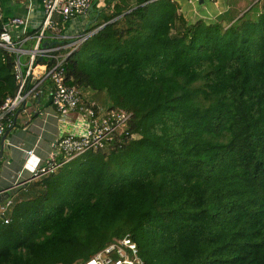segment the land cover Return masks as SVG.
<instances>
[{"label": "trees", "instance_id": "16d2710c", "mask_svg": "<svg viewBox=\"0 0 264 264\" xmlns=\"http://www.w3.org/2000/svg\"><path fill=\"white\" fill-rule=\"evenodd\" d=\"M103 3L64 82L131 112L134 137L0 216V264H81L125 235L143 264H264V1L192 21L177 0ZM14 58L0 47V104Z\"/></svg>", "mask_w": 264, "mask_h": 264}, {"label": "built area", "instance_id": "2783aa9c", "mask_svg": "<svg viewBox=\"0 0 264 264\" xmlns=\"http://www.w3.org/2000/svg\"><path fill=\"white\" fill-rule=\"evenodd\" d=\"M95 2L98 3L99 0H41L43 17L35 35L36 44L30 49H24L21 46L26 39L15 41L9 31L12 25L18 24L25 29L28 19L13 17L5 20L0 3V47L15 54L13 73L18 84L15 96L6 98L0 104V136L7 128L13 126L15 111L24 107L29 97H38L40 94L39 84L31 86L37 57L52 61L49 67L47 63L44 67H46L45 77L49 78L52 84L50 99L56 117L64 121L73 119L78 122V126L74 127L73 131L62 134L56 140L50 159L31 172L30 180L55 173L64 164L87 151H106L114 148L116 143L123 142L125 138L134 137L128 132L131 112L117 109L105 110L94 102H86L79 88L67 86L64 82L66 58L92 32H86L85 29L79 34H66L61 30V23L78 16L93 14ZM44 40L61 42L42 44ZM62 48L66 51L59 53ZM24 54L28 57L26 63L23 64L20 56ZM24 65L25 69H23ZM69 115H72V118ZM32 152V149L27 151L29 155ZM11 203L12 201L8 200L0 204V216L5 223L9 221L5 214ZM137 249V244L129 235H125L109 243L81 264H143Z\"/></svg>", "mask_w": 264, "mask_h": 264}, {"label": "crops", "instance_id": "0c3cea01", "mask_svg": "<svg viewBox=\"0 0 264 264\" xmlns=\"http://www.w3.org/2000/svg\"><path fill=\"white\" fill-rule=\"evenodd\" d=\"M193 1L188 0L189 3H193ZM212 1L213 6L206 14L200 11L201 8L197 12V8L192 7L194 10L196 8L197 16L212 20L216 15L228 9L230 5L228 0ZM0 3L5 20L13 17L28 19L25 29L18 24L12 25L9 31L15 41L22 38L26 39L21 44L22 48H32L36 44L35 35L39 30L43 17L41 0H0ZM202 3H204V0H202ZM92 16L93 14L90 13L61 23V30L66 34H79L89 24L95 22L96 18ZM48 37H50V34ZM46 42L48 41L44 40L42 44ZM60 42L51 40L48 43L58 44ZM65 51V48H62L59 53H64ZM24 55L28 57L27 54ZM26 61L27 59L23 60L22 63L24 64ZM45 64L46 62L41 57H37L33 77L31 78V86L39 84V96L29 97L24 107H20L15 111L13 126L7 128L0 136V204L11 200L12 203L8 211L12 209L13 204L16 202L32 198L35 196V192L38 193L41 187L36 186V183L43 177L30 180L31 172L50 159L54 144L62 134H67L78 126V122L73 119L64 121L56 117L50 99L52 84L50 79L45 77ZM23 69H25V65ZM87 94L90 93L88 92ZM83 99L86 102H91L84 97ZM93 102L96 103L95 101ZM69 116L72 118V115ZM31 149L33 152L29 155L27 151Z\"/></svg>", "mask_w": 264, "mask_h": 264}, {"label": "rangeland", "instance_id": "374dc122", "mask_svg": "<svg viewBox=\"0 0 264 264\" xmlns=\"http://www.w3.org/2000/svg\"><path fill=\"white\" fill-rule=\"evenodd\" d=\"M177 1L180 5V11H182L185 14V16L187 17V19L189 21H192V20L199 18V16H197V13L195 12L196 8H197V12L201 8L200 11L202 13L206 14V12L211 10V8L213 6L212 0H204V3H202V4H201V2H199V0H194L193 3H191V2L189 3L188 0H177ZM233 1L234 0H228V2H233ZM252 1H254V0H237V3L235 5L237 8V11L241 12L244 8L247 9L249 7V5L252 3ZM255 1H257V0H255ZM262 1H264V0H261V2ZM97 4H98V6H102L103 0H99V2ZM192 7H196L195 10ZM202 9H204V10H202ZM186 11H191V12H186ZM20 57H21L22 62H23V60L27 59L26 55H21ZM81 91H82V95L85 99H87L91 102L95 101L100 107L108 108L110 106V99H109V97H107L106 93L93 91L90 89H82ZM88 92L90 94H87ZM35 193H37V192H35Z\"/></svg>", "mask_w": 264, "mask_h": 264}, {"label": "water", "instance_id": "95a60500", "mask_svg": "<svg viewBox=\"0 0 264 264\" xmlns=\"http://www.w3.org/2000/svg\"><path fill=\"white\" fill-rule=\"evenodd\" d=\"M199 2H202V0H199Z\"/></svg>", "mask_w": 264, "mask_h": 264}]
</instances>
